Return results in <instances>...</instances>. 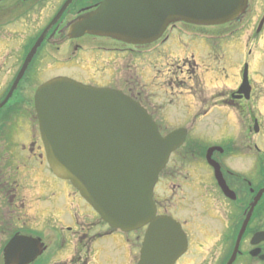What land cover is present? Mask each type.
I'll return each instance as SVG.
<instances>
[{"label":"flooded vegetation","instance_id":"flooded-vegetation-1","mask_svg":"<svg viewBox=\"0 0 264 264\" xmlns=\"http://www.w3.org/2000/svg\"><path fill=\"white\" fill-rule=\"evenodd\" d=\"M41 1L20 0L25 5ZM101 1H82L71 20L62 21L56 32L49 31L47 44L62 41L66 25L70 26L79 16L96 9ZM8 2L14 4L6 5L10 4ZM20 2L0 1V20L10 19L7 15L12 17ZM253 12L258 13L256 20H253ZM14 22L1 25L5 32L0 43L6 45L11 57L17 50L18 32ZM250 24L256 27L246 43H254V48L246 54L242 51L244 38L239 33ZM191 28L185 23L175 24L158 43L147 48L101 38L110 46L100 45L89 53L112 56L116 52H136L143 62L149 55L159 54L163 59L169 55L173 57V61L170 58L173 76L165 75L172 80L163 79V71L156 70L157 74L143 68V74L152 77V83L158 81L159 88L154 93L150 89L131 93L130 88L129 95L147 109L162 134L163 122L171 114L169 109L173 110V131H187L185 144L173 153L167 166L168 169L173 165V172L164 171L156 189L158 214L171 216L182 228L173 237V246L182 245L174 264H264V0H253L252 12L240 25H222L217 33L209 35L197 34ZM92 39L98 38H83ZM76 52L77 57L85 50L76 47ZM241 55L249 59H242ZM17 69V65L10 68L8 75H15ZM246 70L248 82L245 83ZM9 84V80L4 84L7 90H10ZM3 89L0 86V91ZM15 103L12 99L0 118V145L5 144L0 148V231H44L49 215L62 217L63 213H68L73 226H65L59 234H50L44 239L47 250L33 264H138L146 228L144 231H118L102 220L97 221L98 214L79 193L52 173L43 144L33 141L32 132L29 134L32 142H25L23 151L26 161L30 153L34 158L33 151L38 155L39 165L35 163L31 172L39 170L42 180L36 191L31 190V173L21 170L28 166L27 163L16 162L15 149L9 147L8 138L3 135L6 132L1 133L2 120L12 112ZM21 127L22 123L19 129ZM208 156L218 164L231 197L222 189ZM189 157L192 163L186 165ZM202 157L204 162L199 164ZM18 177L28 183L21 185ZM164 182L173 185V189H181L173 193L177 201H173V205L168 204V191L160 193V185ZM66 189L70 190L68 196ZM256 200L257 205L247 219ZM193 204L199 207L200 215L194 216ZM52 211L60 213L50 214ZM82 213L97 222H92L90 228L82 227ZM245 223V231H241ZM96 224L101 227L95 228ZM4 247L0 249V264H4Z\"/></svg>","mask_w":264,"mask_h":264},{"label":"water","instance_id":"water-1","mask_svg":"<svg viewBox=\"0 0 264 264\" xmlns=\"http://www.w3.org/2000/svg\"><path fill=\"white\" fill-rule=\"evenodd\" d=\"M248 7L249 0H104L96 10L72 22L67 37L90 34L149 45L175 23L220 25L240 19ZM44 38L45 33L28 55L13 90ZM35 106L53 172L71 181L110 227L134 231L149 224L139 264H174L182 245L163 247L160 241L172 239L182 230L172 219L157 217L153 196L159 174L172 152L183 144L186 130L162 137L146 109L132 98L66 77L41 86ZM218 179L227 191L220 174ZM255 206L256 202L250 215ZM44 250L39 239L16 234L4 249V264H31Z\"/></svg>","mask_w":264,"mask_h":264},{"label":"rangeland","instance_id":"rangeland-1","mask_svg":"<svg viewBox=\"0 0 264 264\" xmlns=\"http://www.w3.org/2000/svg\"><path fill=\"white\" fill-rule=\"evenodd\" d=\"M59 1L60 2L58 4L55 0H43L39 3L34 2L25 5L24 3L22 4L20 0H18V2L21 3L18 7L19 8L18 11L14 12L12 14V17H9L11 15H7L8 18L10 19L4 21L0 20V39H2L1 38L2 34L5 32V30L2 28L1 25L11 20H15L14 24L18 32L17 45H16L17 50L14 56L11 57L8 49L5 48L6 45L0 43V86L4 88L3 90L0 91V100L6 94V90L8 89L7 87L4 86L5 82L9 80V83H12L14 79L13 75H8L10 68H13L15 67V65H17V68L20 69V67L24 63V57H25L24 54H26V51L24 50L25 46L29 45L31 40L32 42L36 41V37H38L39 31L42 28H44V26L52 19V17L56 15L62 3L65 0H59ZM82 1L84 2L85 0H77V2L70 8L65 18L66 21L71 20L73 16L76 15V13L81 7ZM8 3L10 4H6V5L14 4V2H8ZM253 15L255 16V19L253 16V20H256L258 13L253 12ZM255 27L256 25L250 24V26L247 27L243 33H242L243 29L241 30V33H239L240 35L243 36L242 38H244L243 40L244 50L242 51L246 52V54L249 50H252L254 48V43L252 42L246 43V41L248 36L255 30ZM257 28L260 29L259 27ZM192 30L198 33L197 30L195 29ZM207 33L211 34L212 31H209ZM104 41L105 40L103 39H92V40L80 39L77 41L66 40L60 45L46 44L45 47L42 48L41 50L43 53L35 66L33 75L31 76V78L26 79L22 83L23 86L20 87L19 91L16 93L15 95L16 103L12 108V112H10V114L5 116L2 120V123L5 121L7 122L6 125L3 124L1 126V133H3L4 130L7 131L3 135L5 138H8L9 147L10 148L12 147L16 150V151L14 150V153L16 154L15 156L17 157L16 162L21 163V165L24 163H27L28 165L26 167H21V170H27L31 173V181H32L31 190L36 191V186L39 185L40 184L39 181L42 180L41 173L39 172V170H34L33 174L31 172V168L36 166L35 163L39 165V162L37 161L38 155L36 154V152L34 153L33 151L34 158L31 157L33 155L32 153H30L29 158L26 161L23 147L25 146V142L28 143L32 142V140L29 139V134L31 132L34 135L33 141L35 139L37 142L42 144L39 134L37 116L34 108V99H33L35 90L37 89L39 84H42L50 80L51 77L57 75H65L74 79L82 80L81 82H84L86 84H92L96 86H106V87L111 86L118 89H122L125 93L126 92L129 93L130 88L133 89V90L131 89V93L132 91L134 92V90L137 93L138 92L144 93L146 92L144 90H148V89H150L154 93L156 89L159 88L158 86L159 82L157 81L152 83L153 78L149 77L148 75H144L143 68H145L146 71L149 69L151 72L152 71L156 72V70L163 71L164 72L163 79L165 78L166 74L167 76L170 74L171 76H173V65H170L171 62L170 58H172L173 61L172 55H169L167 59L161 58L162 56H160L159 54L149 55L148 57L145 58L144 62L141 60V56H139L138 53L130 52V51L124 53L116 52V54L112 56L108 54H100V53L90 55L89 51L91 49H94L95 47H98L100 45L106 47L110 46V44H102ZM76 47L85 50V52H81L82 54L80 53L79 56L76 57V55L78 54L76 52ZM72 57H75V59H73ZM241 58L242 59L246 58L248 60L249 56L246 57L244 55H241ZM65 62L66 64H64ZM142 62L145 65L142 64ZM156 73L158 74V72ZM165 79L168 81L172 80V78L169 79V77H166ZM5 111H7L6 108L0 111V118L4 115ZM168 111L171 112V114L169 115V118L165 122H163L165 133H167L166 131L168 130H173V110L169 109ZM15 121H17L18 123L14 124ZM20 123H22V127L19 129ZM198 130L200 131L201 128L199 127ZM9 134L11 135V137H9ZM4 146L5 144L2 143L0 145V148ZM203 162L204 159L202 157V159L199 160L198 163L201 164ZM185 163L186 165L191 164L192 163L191 157H189V159H186ZM165 172H168L167 174L173 172V165L171 166V168L166 169ZM47 174L53 177V174L51 173L50 170L47 171ZM17 179L21 185H25L28 183V181L22 180L19 177ZM180 190L181 189L179 188L173 189V185L168 184L167 182H164V184L160 185V193H163L164 191H168L167 197H168L169 205H173V201L177 202L176 198H173V193ZM69 191H70L69 189H66L67 196ZM71 193H72V189H71ZM34 196H35V192H34ZM74 197L75 199H77L76 196ZM67 199H71V198L67 197ZM68 205L69 204L67 201V206ZM193 207H194L193 209L194 216L200 215L201 211L197 206V204H193ZM51 213L59 214L60 212L52 211L50 212V214ZM84 213L81 214L82 227L90 228L92 222L96 223L97 221H100L97 220L96 222H94L89 218V216H83ZM51 216L53 215H49L48 225L44 226L45 227L44 231H0V249H2V247H4V245L6 244V241H8L17 232H22L26 234L33 232L47 239V237L50 234H59L62 231V228L65 229V226H73V223L71 221L72 217H69L68 213H63L62 217L59 215L58 217L53 216L52 219L50 218ZM199 218L201 217L199 216ZM85 221H91V222L88 223ZM33 226L35 228L37 227L36 225ZM94 227L99 228L101 226L98 227L96 224ZM140 231H144V230L142 229Z\"/></svg>","mask_w":264,"mask_h":264},{"label":"bare ground","instance_id":"bare-ground-1","mask_svg":"<svg viewBox=\"0 0 264 264\" xmlns=\"http://www.w3.org/2000/svg\"><path fill=\"white\" fill-rule=\"evenodd\" d=\"M170 244H173V238H172V239H170Z\"/></svg>","mask_w":264,"mask_h":264}]
</instances>
